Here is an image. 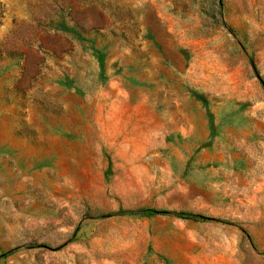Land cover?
Returning a JSON list of instances; mask_svg holds the SVG:
<instances>
[{"label":"rangeland","instance_id":"obj_1","mask_svg":"<svg viewBox=\"0 0 264 264\" xmlns=\"http://www.w3.org/2000/svg\"><path fill=\"white\" fill-rule=\"evenodd\" d=\"M0 264H264V0H0Z\"/></svg>","mask_w":264,"mask_h":264}]
</instances>
